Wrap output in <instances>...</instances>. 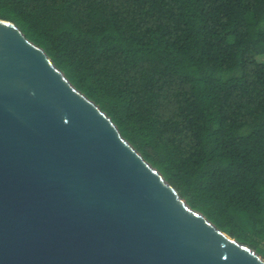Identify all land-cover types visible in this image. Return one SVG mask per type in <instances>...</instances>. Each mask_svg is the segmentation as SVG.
I'll return each mask as SVG.
<instances>
[{"label":"trees","instance_id":"obj_1","mask_svg":"<svg viewBox=\"0 0 264 264\" xmlns=\"http://www.w3.org/2000/svg\"><path fill=\"white\" fill-rule=\"evenodd\" d=\"M0 18L264 258V0H0Z\"/></svg>","mask_w":264,"mask_h":264},{"label":"water","instance_id":"obj_2","mask_svg":"<svg viewBox=\"0 0 264 264\" xmlns=\"http://www.w3.org/2000/svg\"><path fill=\"white\" fill-rule=\"evenodd\" d=\"M0 264H264L192 208L0 18Z\"/></svg>","mask_w":264,"mask_h":264}]
</instances>
